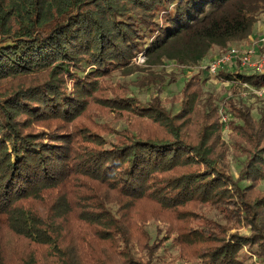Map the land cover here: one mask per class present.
<instances>
[{
	"label": "trees",
	"instance_id": "1",
	"mask_svg": "<svg viewBox=\"0 0 264 264\" xmlns=\"http://www.w3.org/2000/svg\"><path fill=\"white\" fill-rule=\"evenodd\" d=\"M262 9L264 0H0V264H153L163 239L151 242L150 220L192 264H245L244 250L264 261V192L254 188L264 118L231 105L246 156L235 179L212 124L187 129L190 85L173 115L112 82L140 53L196 64L224 51ZM218 76L264 86V71ZM110 115L127 125L104 122Z\"/></svg>",
	"mask_w": 264,
	"mask_h": 264
},
{
	"label": "rangeland",
	"instance_id": "2",
	"mask_svg": "<svg viewBox=\"0 0 264 264\" xmlns=\"http://www.w3.org/2000/svg\"><path fill=\"white\" fill-rule=\"evenodd\" d=\"M262 35H264V9L258 13L256 23L248 37L230 42L224 51L215 47L196 64H181L176 60L168 59L147 63L140 53L134 60L135 66L131 68L132 72L126 74L123 70L114 71L112 82L127 85V95L136 98L142 105H146L154 97H159L166 109L173 115L180 113L185 87L190 85L186 88L187 93L195 90L197 97L188 115L187 129L196 135L204 124H212L211 129L217 140V150L222 156V162L229 173L237 179L244 167L246 157L238 144L245 145V141L239 135L238 129L234 130L232 127L231 123L241 126L242 122L235 117L231 105L246 110L254 122L259 121L264 118V86L256 87L229 80L223 81L218 75H210L202 68V65L204 61H213L232 47L242 51L250 46L256 48L251 63L256 65L264 63V47L259 42ZM222 71L231 74L259 72L250 66H243L238 60L226 66ZM103 121L112 123L119 130L127 125L123 119L117 120L112 115L104 117ZM249 183L246 180L240 181L244 187ZM254 188L264 192V178L258 181ZM204 212L221 220L216 210L206 208ZM261 222L264 224L263 220ZM146 229L152 243L163 239V246L152 257L153 264H192L181 257L175 236L168 235V228L161 221L150 220ZM241 232L250 233L248 228L241 229ZM244 253L245 264H264V261L249 256L247 250H244Z\"/></svg>",
	"mask_w": 264,
	"mask_h": 264
},
{
	"label": "built area",
	"instance_id": "3",
	"mask_svg": "<svg viewBox=\"0 0 264 264\" xmlns=\"http://www.w3.org/2000/svg\"><path fill=\"white\" fill-rule=\"evenodd\" d=\"M259 42L262 47H264V35L259 39ZM256 53V48L250 46L242 51L232 47L225 53L221 54L213 61L203 62L202 68L206 70L210 75L216 76L228 65H232L235 61H240L243 66H250L253 69H257L259 72L264 71V63H251V59ZM247 85V83H244Z\"/></svg>",
	"mask_w": 264,
	"mask_h": 264
}]
</instances>
